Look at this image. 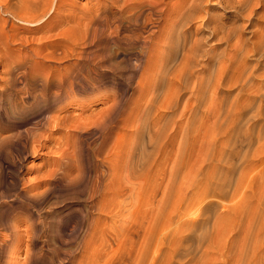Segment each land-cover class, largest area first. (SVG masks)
Returning a JSON list of instances; mask_svg holds the SVG:
<instances>
[{
    "label": "rangeland",
    "instance_id": "obj_1",
    "mask_svg": "<svg viewBox=\"0 0 264 264\" xmlns=\"http://www.w3.org/2000/svg\"><path fill=\"white\" fill-rule=\"evenodd\" d=\"M147 1L127 0L120 13L119 31L115 34L112 27L106 33L108 56L116 68L107 69L105 64H99L101 67L93 65L91 53L87 49L82 50L80 45L71 50L69 58H61L62 61L54 60L61 57V54L56 56V53H61L59 48L53 50L54 58H37L36 61L31 55L28 57L30 50L26 55L18 54L14 48L16 52L12 51L8 57L10 60L7 59L8 66L11 65L9 71L19 65L22 69L32 68L38 62L42 69L38 77L41 81L46 78L54 81L59 78L61 81L74 68L73 64L81 61L85 65V78L99 85L97 92L91 90L84 96L80 91L71 102H63L62 106H54L53 111L43 110L38 114L30 109V98L22 99L21 79H16L18 87L7 89L6 79L9 77L0 66V92L6 90L8 95L4 97L7 103L0 109V222L7 214L24 211L32 214L33 221L37 223L35 234L25 220L18 224L14 232L16 240L8 243L0 264H106L108 259L107 264H117L119 260L118 264H128L143 238L142 229L147 225H174L177 219L194 229V237L190 241L194 245L211 227L226 228L220 236L225 240L233 237L234 228L244 230L253 227L259 230L257 237L264 241V118L253 119L252 126L249 125L251 120L235 126L228 115L216 117L207 113L204 110L206 104L196 112L187 110L179 115L186 100H189V107L194 105L189 90L183 92L172 113L159 110L158 115L155 108H150L144 98L147 85L142 78L143 69L147 61L158 59L165 53L159 43L161 41L162 44L178 0ZM83 39L80 44L85 42ZM115 39H118L116 43ZM34 47L30 49H36ZM23 57H26L25 61ZM251 59L252 56L248 60ZM67 67L68 71H65ZM199 69L194 74L198 80L205 75V69ZM56 72H60L61 77ZM18 73L13 72L11 76L16 77ZM230 85L218 88L215 102L227 105L236 97L238 88ZM15 97L17 100L13 101ZM100 111L108 114L105 123L99 120ZM51 115L59 119L63 117L59 126L48 128L44 125L45 117ZM94 117L96 121L91 119ZM66 123L72 124L66 128ZM167 123L170 124L168 130L174 123L171 146L166 144L161 149L156 163L148 171L141 167L133 169L131 166L142 157L152 158L151 142L161 143L156 135L157 128L160 130ZM76 125L77 128L80 125V130ZM81 127L86 129L85 132ZM244 132L250 133V137L247 133V137L242 138ZM226 137L227 140L230 138L228 144L235 150L227 162H219L213 155L224 146ZM180 142L185 156L183 170L180 176L168 178L163 172L173 170L174 163L166 161V158ZM229 149L227 155L230 154ZM31 199L34 201L30 202ZM178 211L196 214L190 217L180 212L182 214L176 217ZM199 211H204V214ZM116 228H119L120 235L115 234Z\"/></svg>",
    "mask_w": 264,
    "mask_h": 264
},
{
    "label": "bare ground",
    "instance_id": "obj_2",
    "mask_svg": "<svg viewBox=\"0 0 264 264\" xmlns=\"http://www.w3.org/2000/svg\"><path fill=\"white\" fill-rule=\"evenodd\" d=\"M126 1L127 0H0V47H2V52H0V66L2 69L4 68L3 73L9 77L6 79L7 89L8 87L9 89L10 87L16 88L14 87L16 85V79H21L22 81L20 84L22 85V93L20 94H22V99L26 100L30 98L29 107L32 111L37 113L39 111L43 112V110L44 112L53 111L54 106H62L65 104L63 102H71L80 91L84 93V96H86V92L91 90L97 92V90H99V85L91 79L85 78V65L83 63L81 64L80 60V64L77 62L78 60L75 61L77 63L73 64L74 68L72 70L70 69V74L68 73V76L65 74L66 77L61 81H59V78L58 81H54L46 77V80L41 81L38 77L42 69L38 62L32 68L28 66V68L24 67L22 69V66L19 65L17 61L19 66H14L12 67L13 69L9 71L8 67L11 65L8 66L7 59H9L8 57L11 55V52L14 51V48L18 51V54H26L31 51L28 57L31 55L33 61H36L35 59L37 58H41L42 60L54 58L53 50L59 48L61 53H56V56L61 54V57L54 60L58 61L61 58L64 60L68 57L69 53H72L71 50H73L74 47L80 45L82 50L87 49L89 51L88 53H91L90 57L92 56L91 60L93 65L94 63L96 65L105 64L107 69L116 68L112 63L113 60L111 62L109 59L105 39L107 38L106 33L112 27L115 34L119 31L121 25L120 13L122 12V7L127 3ZM77 2L81 3V5L78 6ZM139 2L140 1H138V3ZM85 21H88V23L86 24ZM83 22L86 25H84ZM45 28L46 30L42 31ZM39 34L40 36H38ZM163 38L162 44L160 41L159 46L165 49V53L161 54L158 59L147 61L142 73V78L147 85L144 98L148 106L150 105V108H155L158 115H160L159 110L172 113L179 105L183 92L189 90L193 97L194 105L189 107V100H186L185 105L180 107L182 109L179 115H182L187 110L196 112L200 106H203L202 104H206L204 110L207 113L216 117L219 115H228L230 117L229 119L236 123L235 126L247 120H251L249 125L252 126L253 119L258 117L264 118V0H178L174 14L169 20L167 32ZM81 39L85 40L82 44H80L82 42ZM31 46H36V49H30L32 48ZM3 48H5L4 51ZM57 50L58 49H56V51ZM70 55L72 56V54ZM145 56H147L146 53ZM250 56H252L253 59L248 60ZM147 57H149V55ZM24 58L26 57H23V59ZM77 58L78 56L76 59ZM19 59L21 62V56ZM13 60L15 61V59ZM25 60L26 59H24V61ZM251 62H254V64ZM105 65L103 69H105ZM47 66L49 67V65ZM99 67L101 66L99 65ZM63 68L64 67H62V69ZM199 68L205 69V75L200 80L194 75L197 70H200ZM67 69L68 67L65 71ZM60 71L62 72V70ZM13 72L19 73L16 77H12L11 75ZM59 77H61L60 74ZM194 79L196 80L193 81ZM228 84H231V87L235 86V88H238V93L235 95L236 97L227 105L220 101L215 102V92L219 87ZM50 89H52L51 92ZM1 91L3 92H0V109L7 103L4 101L7 91ZM224 99L226 98L224 97ZM15 100H17L16 97L13 101ZM101 112L102 111H100V113ZM98 114L99 113H97V115ZM93 115H91V117ZM97 115L95 116L96 118ZM71 117L73 118L75 116ZM71 117L70 119L73 120ZM95 117L91 119L95 120ZM99 117L101 118L99 120L105 123L108 114L101 113ZM60 119L56 116H47L44 119V125L48 128L57 126L62 122ZM73 121L71 122L73 123ZM78 121L79 120H77V122ZM77 122H75V124ZM96 123L95 125L99 124ZM169 123L163 125L160 130L157 128L156 135L161 139V143L156 144L150 141L152 158L147 159V157L145 159L142 157V160L136 161L137 164L134 163L136 165L131 166L133 169L141 167L143 170L148 171L150 167L154 166V162L156 163L157 156L161 149L166 144L171 146L173 137L171 133H174V123L173 125L171 124V130H168ZM66 124L68 126L66 128L71 126V124L70 126L68 123ZM42 125L40 126L42 127ZM63 125H65V123ZM79 127L77 128L76 125V128L80 130ZM83 127L85 128L84 125ZM84 128L82 129L81 127V130L85 132L86 129ZM28 130L27 133L36 129H31L29 132ZM44 130L45 129H42L41 131ZM247 133L248 132H244L242 138L245 139ZM24 135H26V133ZM250 135L251 134L248 133V138ZM30 136L32 135L30 134ZM40 136L43 138L42 135ZM227 138L228 137H226L225 140H227ZM19 140L21 141L22 139L20 138ZM229 141L230 138L226 142L224 141V146L213 155L217 161L227 162L228 156L232 155L235 149L228 144ZM31 144L32 143H30V145ZM228 149L230 154L227 155ZM144 153L146 152H143V154ZM144 156L146 155L144 154ZM242 158H244V155ZM169 160L174 163L173 170L169 169V172L164 171L163 175L168 178L180 176L185 160L182 142L177 144L171 155H167L166 161ZM163 165H165V162H163ZM36 198L37 197L34 199ZM34 199H31L32 201L30 202H33ZM178 212L176 217L183 213L182 211ZM199 213L203 215L204 211H199ZM183 214L193 217L196 213ZM2 218L0 222V257L3 256L8 243L16 240L14 232L18 224H21L23 220H25V222L30 225L32 233L35 232L37 225L36 221H33L32 214L29 213L28 215L24 213V211H19V213L15 212L11 215L7 214ZM38 221H40V219ZM174 223V225H149L150 227L147 225L148 227L146 226L145 229H142L144 230L142 233L144 234L142 235L143 238L141 237V241L137 244L136 254L134 253V258L131 260V263L128 264H264V241L257 237L259 230H255L253 227H248L244 230L240 227L234 228L232 232L233 237L230 238L231 240H225L224 237H220L226 228L211 227L202 233L198 244L194 245L190 243L194 237V229L190 227V225L184 224L181 219H177ZM135 231H137V229ZM114 232L116 235L119 234V228H116ZM234 235L237 237H234ZM130 248L129 251L131 250Z\"/></svg>",
    "mask_w": 264,
    "mask_h": 264
}]
</instances>
